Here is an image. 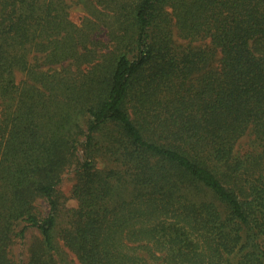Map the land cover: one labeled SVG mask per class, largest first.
<instances>
[{
	"label": "trees",
	"instance_id": "trees-1",
	"mask_svg": "<svg viewBox=\"0 0 264 264\" xmlns=\"http://www.w3.org/2000/svg\"><path fill=\"white\" fill-rule=\"evenodd\" d=\"M86 7L0 0V264H264V0Z\"/></svg>",
	"mask_w": 264,
	"mask_h": 264
},
{
	"label": "rangeland",
	"instance_id": "rangeland-1",
	"mask_svg": "<svg viewBox=\"0 0 264 264\" xmlns=\"http://www.w3.org/2000/svg\"><path fill=\"white\" fill-rule=\"evenodd\" d=\"M68 5V12L69 18L72 22L80 25L87 15V5L92 0H65ZM102 40L106 39L105 32L101 33L99 36ZM31 55L30 57H32ZM67 62V61H66ZM65 65H68L66 63ZM61 68L60 66H55V69ZM85 68V67H83ZM26 78V75L21 72H16V79L17 81H22ZM236 150L239 151L242 155L252 153L253 152H260L261 147L255 142L254 137L252 134L247 133L245 136L240 138L237 143ZM81 154V153H80ZM72 170V169H71ZM73 172H68L59 186V190L63 195L61 201H63V205L65 208V212L72 208H75L78 204L77 200L72 197L71 189L74 184ZM40 206V210L42 211V215L46 214L47 212V205L43 200L38 202ZM65 223L63 222V226ZM57 246L62 250L64 253L58 254L57 259L58 261H65L66 264H79L78 260L76 259L75 255L72 254L68 248L65 246L63 240L59 237L56 239ZM43 246V237L41 232L37 228H29L26 231L25 237L14 238L12 243L9 247H7L6 251V258H8L9 262L7 264H27L30 260L32 253L35 250H39ZM64 257V260L61 258Z\"/></svg>",
	"mask_w": 264,
	"mask_h": 264
}]
</instances>
